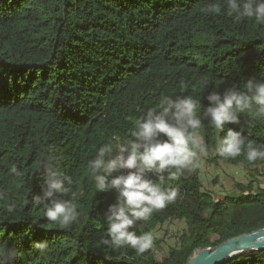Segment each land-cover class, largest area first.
Listing matches in <instances>:
<instances>
[{"label": "trees", "instance_id": "1", "mask_svg": "<svg viewBox=\"0 0 264 264\" xmlns=\"http://www.w3.org/2000/svg\"><path fill=\"white\" fill-rule=\"evenodd\" d=\"M211 2L0 0V264H186L197 249L264 227V161L216 155V131L206 120V156L244 165L249 180L217 201L202 190L198 168L178 179L165 173L166 184L179 185L176 201L133 229L154 233L171 218L185 220L177 245L161 259L151 248L140 255L104 243L102 216L116 192H96L87 171L96 149L129 138L134 120L162 94L191 95L206 107L211 90L264 78V26L235 22L223 5L220 14L205 15L200 9ZM227 127L264 144V119L244 115ZM53 151L75 181L81 213L67 229L31 202L42 195L40 165ZM43 241L45 252L32 247ZM221 264H264V251Z\"/></svg>", "mask_w": 264, "mask_h": 264}, {"label": "clouds", "instance_id": "2", "mask_svg": "<svg viewBox=\"0 0 264 264\" xmlns=\"http://www.w3.org/2000/svg\"><path fill=\"white\" fill-rule=\"evenodd\" d=\"M235 22L254 20L264 26V0H214L200 9L205 15L222 11ZM208 106L191 95H161L158 104L134 120L129 138L122 142L113 138L101 144L87 162L90 181L96 192L115 190V203L103 212L107 238L105 244L116 249L129 247L144 254L153 246L154 234L133 230L138 222H147L154 212L176 201L179 185L166 184L187 171L200 166V157L209 151L201 135L203 121L216 131L214 152L221 158L235 160L241 155L249 164L264 161V144L245 136L243 130L226 125H240L241 117L250 115L264 119V78H250L222 92L213 89L206 97ZM201 108L203 109L201 113ZM220 133H225L223 136ZM45 171L42 195H33L32 204L43 207L49 223L67 229L78 221L81 213L72 191L75 181L66 174L62 157L54 151L41 161ZM15 171V169H13ZM5 194L0 192V200ZM15 203L6 205L12 213ZM32 247L45 252L49 242H35ZM4 253L0 252V259Z\"/></svg>", "mask_w": 264, "mask_h": 264}, {"label": "rangeland", "instance_id": "3", "mask_svg": "<svg viewBox=\"0 0 264 264\" xmlns=\"http://www.w3.org/2000/svg\"><path fill=\"white\" fill-rule=\"evenodd\" d=\"M249 171L242 164L232 165L221 159L210 160L206 155L200 157L198 175L202 190L211 193L215 200L221 201L225 194L234 189V183L249 180ZM185 220L171 218L154 230L151 251L157 259L165 256L170 247L176 246Z\"/></svg>", "mask_w": 264, "mask_h": 264}, {"label": "water", "instance_id": "4", "mask_svg": "<svg viewBox=\"0 0 264 264\" xmlns=\"http://www.w3.org/2000/svg\"><path fill=\"white\" fill-rule=\"evenodd\" d=\"M249 250L264 251V227L226 239L213 248L197 249L186 264H221Z\"/></svg>", "mask_w": 264, "mask_h": 264}]
</instances>
